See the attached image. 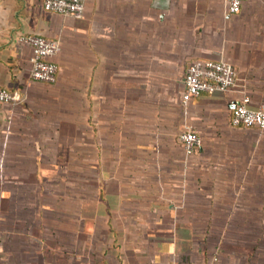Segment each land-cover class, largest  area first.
Instances as JSON below:
<instances>
[{
	"label": "crops",
	"instance_id": "0c3cea01",
	"mask_svg": "<svg viewBox=\"0 0 264 264\" xmlns=\"http://www.w3.org/2000/svg\"><path fill=\"white\" fill-rule=\"evenodd\" d=\"M30 36L60 44L55 83ZM197 59L236 85L184 105ZM0 86V264H264V129L231 124L264 104V0H0Z\"/></svg>",
	"mask_w": 264,
	"mask_h": 264
},
{
	"label": "built area",
	"instance_id": "2783aa9c",
	"mask_svg": "<svg viewBox=\"0 0 264 264\" xmlns=\"http://www.w3.org/2000/svg\"><path fill=\"white\" fill-rule=\"evenodd\" d=\"M229 14H238L247 1L251 0H224ZM86 0H44V9L47 12L82 18ZM31 45V77L34 81L43 84H53L57 80L58 67L53 58L60 52L58 41L43 36H30L25 39ZM185 94L183 104L187 105L193 97L203 94L225 93L236 85V70L223 61L197 59L190 63L185 77ZM18 103L17 96L0 86V108L4 105ZM231 124L238 128L264 129V104L252 107L250 96H244L236 105L231 116ZM187 156L193 155L201 145V139L191 127H187L179 136Z\"/></svg>",
	"mask_w": 264,
	"mask_h": 264
}]
</instances>
